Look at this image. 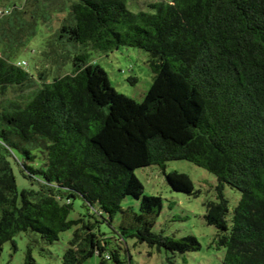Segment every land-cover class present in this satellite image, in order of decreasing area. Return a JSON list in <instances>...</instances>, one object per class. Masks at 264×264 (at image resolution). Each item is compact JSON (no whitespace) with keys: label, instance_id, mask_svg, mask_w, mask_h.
Listing matches in <instances>:
<instances>
[{"label":"trees","instance_id":"obj_1","mask_svg":"<svg viewBox=\"0 0 264 264\" xmlns=\"http://www.w3.org/2000/svg\"><path fill=\"white\" fill-rule=\"evenodd\" d=\"M3 1L2 40L23 47L35 34L40 5L26 22V5L7 8ZM70 1L68 14L56 18L65 19L58 39L104 52L143 49L154 81L139 102L78 51L62 55L72 61L70 73H41L38 82L11 45L0 46V257L5 243L16 248L20 232L53 243L75 228L64 264L95 255L99 264H122V248L110 251L100 228L119 213L120 242L131 237L172 252L200 250L194 235L153 231L163 199L145 194L135 173L151 165L164 171L167 161L183 159L218 178L220 200L207 203L206 220L218 229L223 264H264V0H159L138 12L128 7L132 0ZM8 17L18 20L15 33ZM15 153L38 188L18 191L9 160ZM164 173L173 190L195 193L188 174ZM225 185L241 192L230 224ZM127 196L140 201L138 213L123 209ZM76 199L88 213L71 219ZM25 264H36L31 250Z\"/></svg>","mask_w":264,"mask_h":264},{"label":"rangeland","instance_id":"obj_2","mask_svg":"<svg viewBox=\"0 0 264 264\" xmlns=\"http://www.w3.org/2000/svg\"><path fill=\"white\" fill-rule=\"evenodd\" d=\"M155 1L159 0H132L131 4L129 2L128 7L134 12L142 9L151 11L147 8V5ZM71 3L70 0L3 1L1 6L7 8H13L15 5L17 7L23 4L26 5L24 10H27V12L22 16L26 22L33 21L30 18L31 10L39 4L40 17L36 20L35 34L25 38V46L20 47L18 41L12 38L9 40L10 43H4L2 37L4 38L5 33L2 30L0 33V46L7 45L10 47L11 45L12 49L15 50L16 59L27 62L28 69L33 71L38 82H41V73L47 79L70 73L72 61L62 58V55L64 57L71 55L72 57V53L84 51L89 54L91 62L101 65L106 70L110 82L116 90L139 102L143 101L154 81V73L150 66V54L143 49L127 46L104 52L90 46L84 47L58 39L57 34L65 19L56 18L67 15ZM6 20L11 28L10 33L18 31L17 19L8 17ZM54 44L59 47L57 53L52 51L51 47ZM9 96H12L10 91ZM9 160L13 167L19 192L24 189L38 188L36 182L23 176L22 158L18 153L9 157ZM39 162L40 160H37L33 164L37 165ZM175 170L190 176L194 182V194L173 190L164 171L169 173ZM164 171L159 165L142 167L135 171L144 185L145 194L161 196L163 199V209L156 220L153 231L176 239L194 235L201 243V249L186 253L172 252L163 247L160 249L150 247L146 242L140 243L131 237H128L126 241H121V243L117 231L122 219V215L119 213L111 225L107 222L100 225L101 231L106 234L110 242L109 250L112 251L119 248V246L122 248L120 250L122 264H223L226 250L223 247L218 248L216 244L218 229L213 225H209L206 220L207 203L220 200L217 189L219 185L218 178L205 168L183 159L167 161ZM223 195L228 200L229 213L227 220L230 224L234 209L241 199V192L225 185ZM122 207L138 213L140 211V201L127 196L122 202ZM87 213L88 208L84 206L83 200H74V209L70 214V218L76 219ZM74 231L75 228L61 233L60 239L53 243L46 242L37 232H20L14 238L16 248H14L11 241L4 244L0 264H25L29 250H31L36 264H64V254ZM99 262L100 258L95 255L83 264H99ZM107 264L117 263L110 259Z\"/></svg>","mask_w":264,"mask_h":264},{"label":"built area","instance_id":"obj_3","mask_svg":"<svg viewBox=\"0 0 264 264\" xmlns=\"http://www.w3.org/2000/svg\"><path fill=\"white\" fill-rule=\"evenodd\" d=\"M2 14H3V12H2V10H0V15H2ZM23 63H24V62H23ZM23 63H22V64H23ZM24 64H25V63H24Z\"/></svg>","mask_w":264,"mask_h":264}]
</instances>
